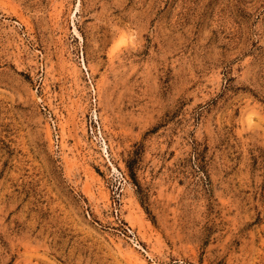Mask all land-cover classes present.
I'll return each mask as SVG.
<instances>
[{
	"label": "rangeland",
	"instance_id": "374dc122",
	"mask_svg": "<svg viewBox=\"0 0 264 264\" xmlns=\"http://www.w3.org/2000/svg\"><path fill=\"white\" fill-rule=\"evenodd\" d=\"M144 263L264 264V0H0V264Z\"/></svg>",
	"mask_w": 264,
	"mask_h": 264
},
{
	"label": "bare ground",
	"instance_id": "6f19581e",
	"mask_svg": "<svg viewBox=\"0 0 264 264\" xmlns=\"http://www.w3.org/2000/svg\"><path fill=\"white\" fill-rule=\"evenodd\" d=\"M145 263H146V262H145ZM145 263H144V264H145Z\"/></svg>",
	"mask_w": 264,
	"mask_h": 264
}]
</instances>
